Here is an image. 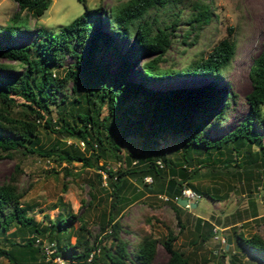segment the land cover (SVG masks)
Wrapping results in <instances>:
<instances>
[{
  "label": "trees",
  "instance_id": "16d2710c",
  "mask_svg": "<svg viewBox=\"0 0 264 264\" xmlns=\"http://www.w3.org/2000/svg\"><path fill=\"white\" fill-rule=\"evenodd\" d=\"M11 1L17 6L10 17L13 21L21 19V12L24 16L38 17L50 3V0ZM77 1L83 3V13L60 26L53 34L42 36L37 32L38 39L17 47L12 43V37L20 27L6 26L3 28L4 35L0 33V38L8 42L0 44V58L15 61L22 68L13 77L0 75V156L17 147L33 152L32 146L37 144L40 128L82 141L81 151L76 144L69 143L54 152L59 144V139H55L48 150L38 151L37 154L54 155L57 160L68 164L79 161L81 166L105 174L107 183L100 189L111 201L105 215L101 216L99 229L104 232L109 227V231L98 239L91 233L89 223L75 214H67L63 218L58 212L46 224L35 220L20 201L23 196L19 187L21 169L14 165L7 179L0 183V232H7L15 225L16 234L27 238L19 242L15 233L9 231L0 241V258L9 264H46L40 256L39 246L30 238L33 236L54 241L56 252L68 257L74 264H152L159 244L166 253L163 264H190L188 257L173 247L176 235L170 224L161 221L166 229L163 238L140 228L128 250L127 242L118 237L121 225L113 214L143 195L142 190L133 186L130 187L132 194L127 196L123 193L131 183L129 179L143 184L146 192L166 194L168 198L181 196L183 188L201 196L203 193L198 186L188 180L199 168L214 169L215 162L226 166V159H221V156L227 146L232 149L235 161L240 147L245 146V164L248 163L264 177V114L261 112L264 105V46L248 68L250 89L245 95V114L231 130L217 138H210L207 130L221 123L228 107V96L220 78L222 69L234 54L235 42L224 37L204 56L200 55L178 70L161 68L159 65L171 42V31L178 25L180 16L175 14L168 23L158 27L149 19V13L168 2L176 4L180 0H125L105 14L99 7L87 8L85 0ZM200 1L193 4L195 11L186 20L192 30H198L210 19L208 0H204L205 3ZM232 31L231 27L227 29L228 34ZM119 45L127 47L124 53L117 49ZM109 47L114 50L116 59L113 69L109 64L97 63V55ZM140 54L148 58L138 62ZM65 57L70 59L67 65L63 64ZM131 67H135L134 70L131 71ZM9 68L11 66L0 64V71ZM172 77L198 78L202 83L168 89L151 86L154 81ZM68 85L72 92L81 89L83 105L64 109ZM73 101L79 104L80 99L74 96ZM50 104L61 109L55 124L49 116ZM164 134L180 138L183 164L177 170L171 167L162 149L150 151L147 147V143ZM133 137L141 138L140 151L121 155L122 143ZM251 145L256 146L252 153L249 151ZM105 150H110L113 158L123 167L109 168L102 158ZM200 151L206 154L205 163L197 159L198 164L194 166L192 153ZM211 152L216 155L215 158H212ZM159 160L166 167L164 170L160 169L162 164ZM145 176H150L155 184H144ZM97 177L100 179L101 175L98 173ZM89 196L88 204L94 198L92 194ZM210 198L219 200L213 196ZM167 202L179 228H182L179 217L181 207L173 201ZM196 219L197 228L201 218ZM75 220L79 222L78 228L67 233L75 237L74 242L67 237V242L61 244L58 237L60 228L65 221ZM212 230V224H208L201 240L211 236ZM232 233L238 248L247 250L264 264V239L260 234L253 232L246 236L239 229H233ZM104 238L109 239L107 246L102 244L101 239ZM230 245V236L227 235L223 252H228ZM91 251L90 262H86ZM227 260L233 264L231 257Z\"/></svg>",
  "mask_w": 264,
  "mask_h": 264
},
{
  "label": "rangeland",
  "instance_id": "374dc122",
  "mask_svg": "<svg viewBox=\"0 0 264 264\" xmlns=\"http://www.w3.org/2000/svg\"><path fill=\"white\" fill-rule=\"evenodd\" d=\"M123 1L125 0H85L84 4L91 9L99 7L105 14ZM195 2L201 1L180 0L176 4L168 2L164 6L152 9L149 19L160 27L168 23L175 14L180 16L178 25L171 31V42L163 55V62L159 65L161 68L178 70L200 55L204 56L217 41L224 37L235 42L234 54L222 69L220 78L221 85L224 86L228 96V107L221 123L207 130L210 138H217L231 130L247 110L245 95L250 89L248 68L251 60L264 46V0H208L211 13L209 21L202 24L198 30H192L191 26L186 24V20L195 11L193 6ZM202 2L205 3L204 0ZM16 10V4L11 0H0V33L4 35L3 28L6 26L20 27L12 37L14 46L19 47L38 39L37 32L42 36L57 32L60 26L82 14L84 5L77 0H50L48 7L40 16L35 18L24 16V12H21V19L13 21L10 17ZM229 27L233 28L231 34L227 32ZM6 43H8L6 40L0 38V44ZM117 49L124 53L127 47L119 45ZM147 58V55L140 54L138 62ZM69 63L70 59L65 57L63 64ZM97 63L109 64L113 69L116 65L114 50L109 47L100 51L97 55ZM0 64L11 66L9 69L0 71V75L3 76L13 77L22 70L15 61L0 58ZM134 68L131 67V71ZM199 82L201 81L198 78L172 77L154 81L151 86L168 89L192 87ZM66 88L68 99L63 106L64 109L83 105L81 89L78 88V92H72L69 85ZM74 96L80 99L79 104L73 101ZM49 107L51 122L55 124L54 120L61 109L53 104ZM261 112L264 114V105L261 106ZM55 139H59V144L54 152L69 143L76 144L79 151L83 150V146L77 140L40 128L37 144L32 146L33 152L17 147L8 151V154L0 156V183L7 179L14 165H18L21 169L19 187L23 190L20 201L28 208L29 215L42 224L53 220L58 212L63 218H66L67 214L80 215L89 223L91 233L100 239L109 230V227H106L104 232L99 229L101 216L105 215L111 201L100 189L107 183L105 174L100 170L81 166L79 161L68 164L57 160L54 155L37 154L38 151L48 150ZM262 142L264 144V137ZM26 144L25 146L28 147ZM147 144L150 151L154 148L162 149L174 170L183 164L180 156V138L164 134ZM141 147L140 137L128 138L122 143L120 154L126 155L129 151L138 152ZM245 148V146L240 147V154L235 161L232 149L227 146L223 149L221 156V159H226V166H222L221 162H215L214 169L199 168L197 173L188 180L191 184L197 185L203 194L198 198H190V202L196 203L193 208L180 206L179 217L182 228H179L169 203L158 196H166V194L146 192L143 184L129 179L131 183L127 185L123 193L127 196L132 194L130 187L133 186L142 190L143 195L113 214L121 225L118 237L127 242V249L129 250L131 243L135 241L140 228L151 231L157 238L165 237L166 229L161 223L164 221L170 224L176 235L173 247L182 251L188 257L190 264H229L228 257L232 258L233 264H261L254 255L235 245L232 233L233 229L241 230L246 236L257 232L264 239V177L260 176L248 163L245 164L243 158ZM255 150L256 146L251 145L250 153ZM210 154L212 158L216 157L213 152ZM102 155L103 160L112 170L123 167L122 163L113 158L110 150H105ZM205 155L201 151L197 154L193 152V165L198 164L197 159L205 163ZM159 162L162 164L160 169L164 170L166 167L163 162L161 160ZM98 173L101 175L100 179L97 177ZM147 184L155 183L153 180ZM108 191L109 188L106 192ZM89 194L94 195V198L88 204ZM210 196L219 200L211 199ZM196 217L201 218L197 228ZM208 224L213 226L211 236L201 240L200 237L205 234ZM78 225L77 220L65 221L58 236L61 244L67 242V237L70 242H74L75 237L68 236L67 233L70 230L73 232ZM9 231L15 233V239L19 242L27 238L19 237L16 234L17 228L13 225L7 232H0V241L4 240ZM227 235L230 236L231 245L228 252H223L224 243H221L220 238H225ZM30 238H33L35 243L37 237ZM40 239L47 240V238ZM101 240L104 246L109 244L108 238ZM165 259L166 253L159 244L152 264H163ZM0 264L9 263L4 258H0Z\"/></svg>",
  "mask_w": 264,
  "mask_h": 264
},
{
  "label": "built area",
  "instance_id": "2783aa9c",
  "mask_svg": "<svg viewBox=\"0 0 264 264\" xmlns=\"http://www.w3.org/2000/svg\"><path fill=\"white\" fill-rule=\"evenodd\" d=\"M78 142L81 146H83L82 141H78ZM143 181L145 183H147V182L149 183L152 181V179L150 176H145V177H143ZM158 196L164 201L170 200V201H173L175 203H176L178 198H185L189 201L190 198L200 197L196 192H194L193 190H191L189 188H183L181 190V196H174L173 198H168L165 195H158ZM107 231H109V230H107ZM220 241H221V243H224V238H220ZM35 244H37L39 246L40 256L46 264H74V261H72L68 257L63 256V255L56 252L54 241H48V240L43 241L42 239L37 237L35 239ZM97 251H98V249L95 250V252H97ZM92 253H93V251H91L89 253V255L86 258V262H90V259L92 257Z\"/></svg>",
  "mask_w": 264,
  "mask_h": 264
},
{
  "label": "water",
  "instance_id": "95a60500",
  "mask_svg": "<svg viewBox=\"0 0 264 264\" xmlns=\"http://www.w3.org/2000/svg\"><path fill=\"white\" fill-rule=\"evenodd\" d=\"M176 203H177L178 206H181V207L186 206V207H189V208H193L196 205L195 202H190V201H188L185 198H178Z\"/></svg>",
  "mask_w": 264,
  "mask_h": 264
}]
</instances>
